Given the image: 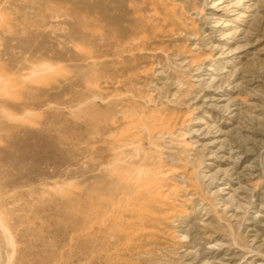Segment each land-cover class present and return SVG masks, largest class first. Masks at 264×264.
Here are the masks:
<instances>
[{
  "label": "rangeland",
  "instance_id": "obj_1",
  "mask_svg": "<svg viewBox=\"0 0 264 264\" xmlns=\"http://www.w3.org/2000/svg\"><path fill=\"white\" fill-rule=\"evenodd\" d=\"M0 264H264V0H0Z\"/></svg>",
  "mask_w": 264,
  "mask_h": 264
}]
</instances>
